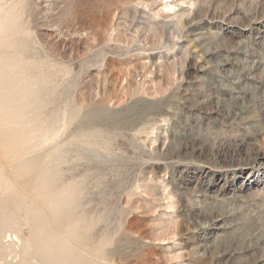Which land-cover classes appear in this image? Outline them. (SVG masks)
<instances>
[{
  "label": "rangeland",
  "instance_id": "obj_1",
  "mask_svg": "<svg viewBox=\"0 0 264 264\" xmlns=\"http://www.w3.org/2000/svg\"><path fill=\"white\" fill-rule=\"evenodd\" d=\"M5 66L0 264H264V0H0Z\"/></svg>",
  "mask_w": 264,
  "mask_h": 264
},
{
  "label": "bare ground",
  "instance_id": "obj_2",
  "mask_svg": "<svg viewBox=\"0 0 264 264\" xmlns=\"http://www.w3.org/2000/svg\"><path fill=\"white\" fill-rule=\"evenodd\" d=\"M4 69V70H3ZM0 84H4V88L0 90V98L1 99H14V92H16V88H15V77H14V74H13V71L12 70H7V66L1 68L0 70ZM12 102V101H10ZM246 173L244 172H241L239 174V176H243V177H246L249 182H253L254 185H256V177L253 173ZM255 177V178H254ZM223 220V219H222ZM215 221H213V223L211 224V226H213V228L215 227ZM220 228V227H219ZM47 252H51V251H47ZM55 252V251H53ZM53 256L55 257V255L53 254Z\"/></svg>",
  "mask_w": 264,
  "mask_h": 264
}]
</instances>
